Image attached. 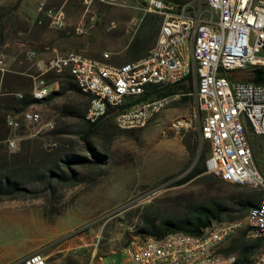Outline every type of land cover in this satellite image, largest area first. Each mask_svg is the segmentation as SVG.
<instances>
[{"label": "rangeland", "instance_id": "1", "mask_svg": "<svg viewBox=\"0 0 264 264\" xmlns=\"http://www.w3.org/2000/svg\"><path fill=\"white\" fill-rule=\"evenodd\" d=\"M41 1L48 7L63 9V29L48 25L45 28L38 22L35 29L40 16L36 7ZM16 2L0 0V13L10 9L22 20L18 23L10 16L8 22L6 18L1 21L5 29L0 54L10 69L8 73L24 70L21 74L32 80L56 53L74 51L102 59L106 52L107 60L113 62L114 53L121 54L124 41L131 37L142 15L152 12L148 10L150 0H19L18 6ZM201 6L205 9L204 3ZM29 48L37 52L34 59L26 57ZM241 73L237 70L235 74ZM85 102L83 95L68 92L50 103L28 108L41 114V124L52 120L53 129L61 131L56 135L57 150L48 154L52 161L48 167L56 176L49 183L42 178L24 184L26 192L14 199L0 198V264H8L31 251L45 256L51 253L46 256V264L121 263L131 241L144 239L135 234V229L149 204L180 207L183 203L222 196L221 191L230 188L212 178L202 183L193 178L173 185L194 166L202 146L200 140L193 154L188 146L201 123L192 96L188 101H171L137 130H120L111 120L86 141L82 138L85 128L81 122L62 114L63 108H81ZM41 124L21 131H34ZM41 133L52 138L45 128H41ZM67 154L85 161L66 165ZM257 156L259 165L264 167L261 149ZM40 171L46 173V168ZM69 173L74 175L72 180L60 181L57 177H67ZM244 232L242 226L233 238ZM228 243L225 241L223 247ZM262 251L264 246L256 250L253 260Z\"/></svg>", "mask_w": 264, "mask_h": 264}, {"label": "built area", "instance_id": "2", "mask_svg": "<svg viewBox=\"0 0 264 264\" xmlns=\"http://www.w3.org/2000/svg\"><path fill=\"white\" fill-rule=\"evenodd\" d=\"M149 4L148 10L159 14L161 22L155 44L143 57L116 64L107 60L106 52L102 59L74 51L56 53L41 74L69 67L78 89L91 96L90 111L85 115L90 116V123L111 117L124 130L139 129L149 108L180 99L185 94L181 91L161 96L152 92L188 76V95L201 114L199 137L210 147L205 168L217 167L229 178L252 180L259 193L252 211L264 213V167L257 156L258 149L264 153V83L249 80L255 69H264V0H198L197 4L183 3L180 7L162 0H150ZM36 8L39 24L65 27L61 7H48L41 1ZM25 54L29 59L37 56L32 48ZM237 70L242 73L235 74ZM9 71L0 54V92ZM41 74L33 77L30 89L36 100L42 99L44 85L49 84ZM142 75H150V82H142ZM12 94L23 97L21 91ZM41 122L42 116L35 110L32 114H24V109L6 113L4 123L10 132L4 142L8 150H18L26 138H38L44 149H55L58 142L41 133V128L50 132L54 122ZM40 124L34 131L15 133ZM242 226L247 240L264 237V223L232 221L204 242L170 239L155 244V237L131 241L125 259L117 264H233L235 253L221 249ZM8 264H46V256L31 251ZM253 264H264V252Z\"/></svg>", "mask_w": 264, "mask_h": 264}, {"label": "trees", "instance_id": "3", "mask_svg": "<svg viewBox=\"0 0 264 264\" xmlns=\"http://www.w3.org/2000/svg\"><path fill=\"white\" fill-rule=\"evenodd\" d=\"M186 1L188 0H164L166 3L176 4L178 7ZM18 4L19 0L16 2L17 6ZM14 8L15 6H13ZM10 16H14L18 23L22 22L10 9H6L0 13V45L4 43L2 30L4 31L5 29V25H2L1 21L6 18V22H8ZM37 19L35 23L36 30L38 28L36 25ZM160 22L161 16L155 12L143 14L131 37L124 41L123 51L120 55L119 53H114L113 62L111 63L120 64L134 61L146 55L157 40ZM39 26L46 28L47 24L43 22ZM23 72L24 70H20L17 74L7 72L4 76L0 92V198L14 199L20 194L24 195L23 193L26 192L24 184L33 180H42V178H46V182L49 183L50 179L56 176L54 171L48 167L52 163L48 157L49 152H52V150L44 149L38 138L22 139L18 150L14 152L8 150L4 142V139L8 136V128L5 127L4 123L6 113H15L28 109L31 104L50 103L56 97L65 96L68 92H74L86 97V102L81 108L76 106L65 107L62 110V114L72 116L81 122L85 128V134L82 135L84 141L100 126L112 120L111 117L101 118L95 123H90L86 120L85 113L90 98L78 89L68 70L65 69L61 73H56L50 69L41 74L49 84L58 82V89L52 90L49 95L41 100H36L30 95L32 77L22 75L21 73ZM190 89V79L187 76L176 84L166 85L157 90L153 88L154 92L152 93L156 96H161L181 91L185 94L180 99L188 101L191 98L188 95ZM15 91H21L23 97L20 99L16 98L12 94ZM60 132V130L52 129L49 133L52 135V139L57 141L56 135ZM22 133V131L18 132V134ZM199 141V131H197L194 133L193 142L188 144L192 154L195 153ZM201 142L202 146L194 166L183 177L176 180L173 185L183 184L193 178H197L201 183L207 182L208 179L212 178L215 182L221 184V186L230 187L228 191H221L222 196L208 197L195 203H183L180 207L172 205L163 207L149 204L140 214V224L135 229L136 235L144 238H161L170 232L199 235L214 222L244 218L249 209L258 204L259 193L252 186L227 183L228 181L206 172L205 160L209 154L210 147L207 141ZM57 148L58 145L53 150H57ZM84 161L85 158L77 155H64L66 165L74 162L82 163ZM43 168H46V173L40 171ZM57 177H59L60 181H65L72 180L74 175L69 173L66 177L58 174ZM228 240V245L222 247L221 251L224 253H235V262L233 264H251L256 250L264 246V237L247 240L244 237V233L234 238L232 235Z\"/></svg>", "mask_w": 264, "mask_h": 264}, {"label": "bare ground", "instance_id": "4", "mask_svg": "<svg viewBox=\"0 0 264 264\" xmlns=\"http://www.w3.org/2000/svg\"><path fill=\"white\" fill-rule=\"evenodd\" d=\"M68 70L70 72V74L72 75V72L70 70L69 67H62L61 70H59L58 73L63 72L64 70ZM142 82H150V75H142ZM52 84H45L44 85V89L42 92V99L45 98L47 95L50 94V92L52 90L57 89L58 87L56 85L57 82L55 83V86ZM82 92V91H81ZM84 94V92H82ZM88 98H90L88 106L86 108V114H88V112L90 111V105H91V96L85 94ZM173 100H170V102ZM170 102H166V103H162L159 104L156 108H149L148 109V117L146 118V121H144V124L141 125L140 127H143L144 125H146L149 121L152 120V118L158 114L159 111H161L167 104H169ZM200 113V110H198ZM34 112V110H30V109H25L24 110V114H32ZM35 114H40L38 111H35ZM86 120L88 122H90V116H85ZM200 118H201V114H200ZM139 127V128H140ZM206 172L210 173L214 176H217L221 179H224L230 183H239V184H247L253 187V181L252 180H242L239 178H229L228 174H225L223 171H219V168L217 167H207L206 168ZM243 219H251L253 220V222L255 223H264V213H253L252 208L249 209V211L247 212L246 216L242 219H236V220H231V221H219V222H214L212 223L209 227H207L201 234L199 235H192V234H188V233H183V232H170L165 234L163 237L161 238H155V244H163V241H169L170 239H179L180 241H196V242H204L207 241L208 238L210 236L213 235V233H215L218 229L222 228V225L227 224L229 222L232 221H241ZM264 252V251H262ZM262 252H260L256 258L254 260H257L258 258L262 257ZM253 260V261H254ZM253 261L251 262V264H253Z\"/></svg>", "mask_w": 264, "mask_h": 264}, {"label": "water", "instance_id": "5", "mask_svg": "<svg viewBox=\"0 0 264 264\" xmlns=\"http://www.w3.org/2000/svg\"><path fill=\"white\" fill-rule=\"evenodd\" d=\"M249 80H251L253 82L264 83V69H255L254 70V76ZM198 155H199V153H198Z\"/></svg>", "mask_w": 264, "mask_h": 264}, {"label": "crops", "instance_id": "6", "mask_svg": "<svg viewBox=\"0 0 264 264\" xmlns=\"http://www.w3.org/2000/svg\"><path fill=\"white\" fill-rule=\"evenodd\" d=\"M51 253H48L46 256H49ZM18 257V256H17ZM15 258V257H14Z\"/></svg>", "mask_w": 264, "mask_h": 264}]
</instances>
